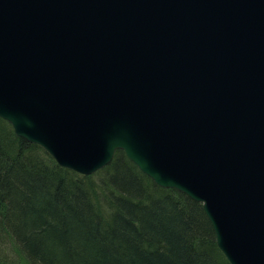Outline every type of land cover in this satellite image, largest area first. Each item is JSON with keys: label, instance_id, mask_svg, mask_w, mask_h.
Masks as SVG:
<instances>
[{"label": "water", "instance_id": "1", "mask_svg": "<svg viewBox=\"0 0 264 264\" xmlns=\"http://www.w3.org/2000/svg\"><path fill=\"white\" fill-rule=\"evenodd\" d=\"M0 119L82 176L122 151L264 264V0H0Z\"/></svg>", "mask_w": 264, "mask_h": 264}, {"label": "trees", "instance_id": "2", "mask_svg": "<svg viewBox=\"0 0 264 264\" xmlns=\"http://www.w3.org/2000/svg\"><path fill=\"white\" fill-rule=\"evenodd\" d=\"M0 264H230L202 205L116 151L90 176L0 119Z\"/></svg>", "mask_w": 264, "mask_h": 264}]
</instances>
